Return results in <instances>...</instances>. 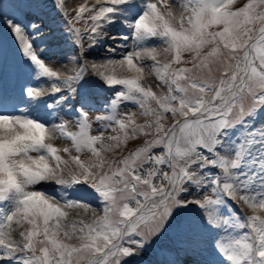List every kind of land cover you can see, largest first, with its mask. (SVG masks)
I'll return each instance as SVG.
<instances>
[{
	"label": "snow or ice",
	"instance_id": "snow-or-ice-1",
	"mask_svg": "<svg viewBox=\"0 0 264 264\" xmlns=\"http://www.w3.org/2000/svg\"><path fill=\"white\" fill-rule=\"evenodd\" d=\"M36 7L20 0L0 11L17 52L9 64L0 48V77L29 81L0 92V264H145L149 249L151 264L206 253L190 264H264V0H85L70 19L61 11L80 48L73 60L109 40L108 57L119 56L91 65L114 93L92 118L95 135L88 98L72 105L87 65L65 76L45 63L41 25L25 23ZM152 76L158 91L143 83ZM61 110L76 130L53 122ZM209 188L214 198H196ZM237 200L252 214L238 213ZM93 201L100 215L73 212H94Z\"/></svg>",
	"mask_w": 264,
	"mask_h": 264
},
{
	"label": "rangeland",
	"instance_id": "rangeland-1",
	"mask_svg": "<svg viewBox=\"0 0 264 264\" xmlns=\"http://www.w3.org/2000/svg\"><path fill=\"white\" fill-rule=\"evenodd\" d=\"M239 1H244V0H239ZM159 57L164 58V55L161 54ZM58 147H59V146H58ZM72 154L75 155L76 153L73 151ZM66 158H67V157H66ZM81 158H82V159H87V158H88V154H87V153L81 154ZM73 212H79L81 216L85 215V213H84L82 210H79V209L73 210ZM70 217H71V216H70ZM12 234L16 237V232H12ZM11 237H13V236H11Z\"/></svg>",
	"mask_w": 264,
	"mask_h": 264
},
{
	"label": "bare ground",
	"instance_id": "bare-ground-1",
	"mask_svg": "<svg viewBox=\"0 0 264 264\" xmlns=\"http://www.w3.org/2000/svg\"><path fill=\"white\" fill-rule=\"evenodd\" d=\"M89 1L91 2V1H95V0H89ZM11 5H12V3H11ZM174 7H175V5H174ZM25 23H27V21H25ZM85 38H86V36H85ZM158 59H161V57L158 58ZM51 142L54 143L56 146H58V143H60V145H61V139H55V140H53ZM11 239L15 240V238H13V237H11Z\"/></svg>",
	"mask_w": 264,
	"mask_h": 264
}]
</instances>
